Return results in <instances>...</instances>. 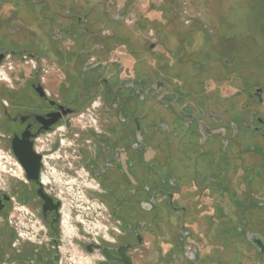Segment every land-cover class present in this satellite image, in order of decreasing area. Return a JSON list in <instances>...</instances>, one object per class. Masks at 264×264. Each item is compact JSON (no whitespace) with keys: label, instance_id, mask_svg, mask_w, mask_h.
<instances>
[{"label":"rangeland","instance_id":"1","mask_svg":"<svg viewBox=\"0 0 264 264\" xmlns=\"http://www.w3.org/2000/svg\"><path fill=\"white\" fill-rule=\"evenodd\" d=\"M0 54V140L39 103L30 76L77 110L49 132L47 188L76 264H114L95 243L131 244L133 264H264V0H0ZM8 154L0 194L25 184Z\"/></svg>","mask_w":264,"mask_h":264},{"label":"flooded vegetation","instance_id":"2","mask_svg":"<svg viewBox=\"0 0 264 264\" xmlns=\"http://www.w3.org/2000/svg\"><path fill=\"white\" fill-rule=\"evenodd\" d=\"M1 56L3 58L0 66L8 55L0 54ZM25 58L34 60L32 57ZM39 72V70L36 71V73ZM30 79L28 98L32 96L38 98L39 103L28 104L22 108L12 107L8 116L10 122L7 125V133L2 135L3 138L0 140L7 144L9 158L13 160L10 163L13 168L10 170L14 174L19 172L25 183L9 185L8 191L13 194H0V217L11 212L14 214L12 216L14 223L18 225L13 227L8 264H76L75 256L70 251L65 252L62 229L65 223L62 219L63 204L59 196L55 194V190L47 188L51 183L50 169L55 165L52 159L60 151L58 149L56 152L58 140L51 141L49 132L68 117H73L75 120L74 117L78 116L77 110L50 98L44 87L45 80L41 82L40 79L32 78V76ZM39 88L44 92V97L38 91ZM13 90L19 89L14 87ZM101 116V114L97 115L99 120ZM82 117L84 118V115ZM50 141L53 143L51 147L48 144ZM60 143L63 144V141L60 140ZM29 145L33 152L31 154L27 153ZM16 152L21 154V158L31 172H35L37 166L39 167L38 181L28 177ZM36 156L40 157L39 162ZM18 206H22L25 210L26 217L23 221L18 216L17 211L22 210ZM75 245L80 246L78 242L71 243V246ZM131 247V244L95 243L86 245L85 250L90 254L96 250L100 251L105 261L114 264H133L129 257Z\"/></svg>","mask_w":264,"mask_h":264},{"label":"water","instance_id":"3","mask_svg":"<svg viewBox=\"0 0 264 264\" xmlns=\"http://www.w3.org/2000/svg\"><path fill=\"white\" fill-rule=\"evenodd\" d=\"M2 58H3V56L0 57V63H1ZM38 91L40 92V94H41L43 97L45 96V94H44V92L42 91V89L39 88ZM27 153H30V154L33 153L30 145H29V148H28V150H27ZM16 154H17V156L19 157V159L21 160V163H22V165L24 166V168H25V170H26V172H27V174H28V177H29L30 179L34 180V181H38V180H39V177H40V175H39V167L37 166V168L35 169V172H31V171L29 170L27 164H25V162H24L23 159L21 158V154H19L18 152H16ZM36 158H37L36 160L39 162L40 157H39V156H36Z\"/></svg>","mask_w":264,"mask_h":264}]
</instances>
